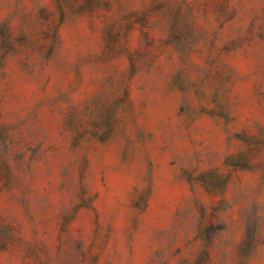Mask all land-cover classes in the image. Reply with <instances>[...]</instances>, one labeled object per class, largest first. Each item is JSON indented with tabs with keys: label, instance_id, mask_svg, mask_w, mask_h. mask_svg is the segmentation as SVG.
<instances>
[{
	"label": "rangeland",
	"instance_id": "rangeland-1",
	"mask_svg": "<svg viewBox=\"0 0 264 264\" xmlns=\"http://www.w3.org/2000/svg\"><path fill=\"white\" fill-rule=\"evenodd\" d=\"M0 264H264V0H0Z\"/></svg>",
	"mask_w": 264,
	"mask_h": 264
}]
</instances>
